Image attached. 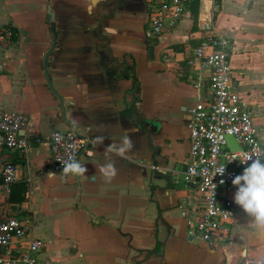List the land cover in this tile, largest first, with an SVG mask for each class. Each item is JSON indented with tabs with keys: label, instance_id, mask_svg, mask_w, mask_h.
Listing matches in <instances>:
<instances>
[{
	"label": "crops",
	"instance_id": "1",
	"mask_svg": "<svg viewBox=\"0 0 264 264\" xmlns=\"http://www.w3.org/2000/svg\"><path fill=\"white\" fill-rule=\"evenodd\" d=\"M150 2L0 0V29L15 32L0 41V106L27 117L20 134L32 144L6 151L15 184L28 191L21 205L0 187V216L21 206L28 238L44 245L39 264H264V222L240 207L229 238L211 249L195 231L197 185L182 180L198 95L185 60L207 21L232 41L233 88L264 144V0H218L216 8L205 0L157 37L145 27ZM150 40L158 41L154 59ZM69 124L87 140L83 176L51 170L49 145L35 143L72 131ZM97 136L103 144L91 142ZM125 136L134 149L129 158L108 154L117 169L109 179L99 171L104 150Z\"/></svg>",
	"mask_w": 264,
	"mask_h": 264
},
{
	"label": "built area",
	"instance_id": "2",
	"mask_svg": "<svg viewBox=\"0 0 264 264\" xmlns=\"http://www.w3.org/2000/svg\"><path fill=\"white\" fill-rule=\"evenodd\" d=\"M204 1L151 0L146 21L148 35L157 37L175 30L189 9ZM210 1L212 8H216L218 0ZM202 29L201 43L185 60L189 73L194 75L191 78L198 95L196 104L190 109V160L182 180L186 184H196L201 196L200 210L196 213V235L208 247L216 249L229 238L241 207L234 202L237 188L232 180L251 164V161L243 164L244 157L253 155L254 149L264 151V144L258 137L248 104L233 88L232 41L221 36L212 21H207ZM14 35L11 27L0 29L3 43L11 42ZM206 86L210 90L208 97L203 95ZM26 122L24 114L0 106V187L7 195L15 183L16 166L6 151H26L32 145L20 134ZM57 134L62 137L59 143ZM228 136L236 139L240 150H229ZM35 143L49 145L50 169L63 172L65 163L79 160L87 140L72 131H54L37 137ZM221 168L223 175L218 174ZM13 206L3 208L0 216V264H39L44 245L39 239L28 238V223L20 216L23 209L20 205ZM182 216L188 217V212L183 211ZM192 224L190 221L189 226Z\"/></svg>",
	"mask_w": 264,
	"mask_h": 264
},
{
	"label": "clouds",
	"instance_id": "3",
	"mask_svg": "<svg viewBox=\"0 0 264 264\" xmlns=\"http://www.w3.org/2000/svg\"><path fill=\"white\" fill-rule=\"evenodd\" d=\"M89 11L91 10L89 9ZM69 119L75 128L78 120L75 117H70ZM61 139L62 137L57 134V143ZM91 142L93 144H103L104 137L97 136ZM133 149L134 143L129 136H125L119 145L110 143L104 150L105 162L100 166L99 171L109 179L114 177L117 169L115 162L108 154L114 153L122 158H129L128 154ZM248 161H251V164L244 169L242 174L236 175L232 180L233 185L237 188L234 202L238 206H241L247 213L255 215L259 221L264 222V151L254 149L253 155L245 156L242 163L247 164ZM87 171L88 169L84 164L72 159V162L63 165L62 174L65 176L68 174L83 176ZM218 174L223 175L224 169H218ZM46 175L52 178L56 173L50 171ZM220 183L223 184L224 180H221Z\"/></svg>",
	"mask_w": 264,
	"mask_h": 264
},
{
	"label": "trees",
	"instance_id": "4",
	"mask_svg": "<svg viewBox=\"0 0 264 264\" xmlns=\"http://www.w3.org/2000/svg\"><path fill=\"white\" fill-rule=\"evenodd\" d=\"M197 14H198V7H195L193 10L194 17H196ZM27 191H28L27 183L25 182H21L17 184L14 183L10 193V202L22 205L23 203L26 202Z\"/></svg>",
	"mask_w": 264,
	"mask_h": 264
},
{
	"label": "water",
	"instance_id": "5",
	"mask_svg": "<svg viewBox=\"0 0 264 264\" xmlns=\"http://www.w3.org/2000/svg\"><path fill=\"white\" fill-rule=\"evenodd\" d=\"M51 17H53V16H51ZM52 29H53V31H55V22H54V20H52ZM157 44H158V41L150 40L149 53H150V57L152 59H154V57H155V53L154 52H155V46H157ZM133 110L135 112L136 118H138L137 111H136V103L134 104ZM137 121L138 122H141L142 120L138 118ZM69 125L71 127V130L74 132L75 129L72 128L71 124H69ZM227 147L231 151H234V150L238 151V150H240V146L238 145L236 139L233 136H228L227 137Z\"/></svg>",
	"mask_w": 264,
	"mask_h": 264
},
{
	"label": "flooded vegetation",
	"instance_id": "6",
	"mask_svg": "<svg viewBox=\"0 0 264 264\" xmlns=\"http://www.w3.org/2000/svg\"><path fill=\"white\" fill-rule=\"evenodd\" d=\"M146 27V26H145Z\"/></svg>",
	"mask_w": 264,
	"mask_h": 264
}]
</instances>
